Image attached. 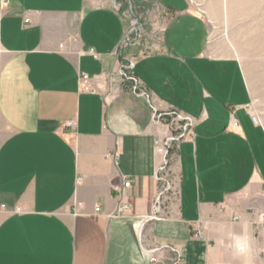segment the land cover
Returning <instances> with one entry per match:
<instances>
[{
	"label": "crops",
	"instance_id": "obj_1",
	"mask_svg": "<svg viewBox=\"0 0 264 264\" xmlns=\"http://www.w3.org/2000/svg\"><path fill=\"white\" fill-rule=\"evenodd\" d=\"M202 1L134 0L151 34L120 56L128 21L111 0H0V264H152L140 243L178 249L155 264H264V127L239 60L208 41L200 13L225 6ZM153 107L194 121L172 154L166 217L140 239L166 134Z\"/></svg>",
	"mask_w": 264,
	"mask_h": 264
},
{
	"label": "rangeland",
	"instance_id": "obj_2",
	"mask_svg": "<svg viewBox=\"0 0 264 264\" xmlns=\"http://www.w3.org/2000/svg\"><path fill=\"white\" fill-rule=\"evenodd\" d=\"M111 1L112 5L114 2L120 6L128 25L134 19L133 14L138 18L139 39L151 34L145 8L136 6L134 0ZM202 3L225 6L220 11L200 13L208 25V41L224 43L239 60L250 88L253 111L264 127V0H203Z\"/></svg>",
	"mask_w": 264,
	"mask_h": 264
},
{
	"label": "built area",
	"instance_id": "obj_3",
	"mask_svg": "<svg viewBox=\"0 0 264 264\" xmlns=\"http://www.w3.org/2000/svg\"><path fill=\"white\" fill-rule=\"evenodd\" d=\"M113 9L119 11V7L113 2ZM134 19L128 25L124 32L123 39L118 47V53L121 56V50L125 44L137 40L141 33V26L138 22V18L133 14ZM119 74L124 83L128 84V89L131 92L143 95L148 98V93L144 87L138 85V82L131 71V64L128 61H122L119 69ZM82 83H86L88 75L84 72L80 75ZM251 119L254 123L259 122L257 114H252ZM193 117L182 113L176 108H171L165 111H159L156 108H152L150 113V122L155 125H165L166 134L156 135L153 138V149L156 156L154 179L157 183V191L154 196L152 209L146 214L143 219L138 223L140 239L141 231L144 225L152 220H160L166 217L167 211L165 207V201L169 195H175V186L171 177V162L173 151L178 147L179 143L192 138V125ZM73 122L69 121L67 125H72ZM229 124L232 126L237 125L236 118L230 114ZM130 180H126L123 184L124 187L129 186ZM3 205H0V209ZM130 206L123 204L118 208V211H124L129 209ZM237 217L235 216V219ZM200 236V233H197ZM141 249L149 255V261L152 264L160 262L159 254L161 251L169 250L176 255V260L179 258V251L175 246L168 244L154 245L152 247H146L142 243ZM166 264V263H163ZM174 264V263H170Z\"/></svg>",
	"mask_w": 264,
	"mask_h": 264
},
{
	"label": "clouds",
	"instance_id": "obj_4",
	"mask_svg": "<svg viewBox=\"0 0 264 264\" xmlns=\"http://www.w3.org/2000/svg\"><path fill=\"white\" fill-rule=\"evenodd\" d=\"M232 247L238 254H244L247 250V237L244 235L233 234L231 236Z\"/></svg>",
	"mask_w": 264,
	"mask_h": 264
}]
</instances>
